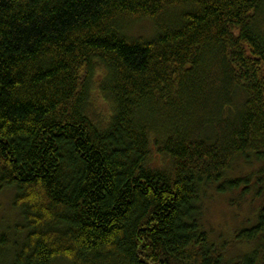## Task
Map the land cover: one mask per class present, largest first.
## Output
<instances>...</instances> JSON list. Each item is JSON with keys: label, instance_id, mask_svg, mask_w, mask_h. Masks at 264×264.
Returning <instances> with one entry per match:
<instances>
[{"label": "trees", "instance_id": "1", "mask_svg": "<svg viewBox=\"0 0 264 264\" xmlns=\"http://www.w3.org/2000/svg\"><path fill=\"white\" fill-rule=\"evenodd\" d=\"M238 159L261 165L227 177ZM6 187L0 264H264V0H0ZM209 187L261 202L235 259L200 224Z\"/></svg>", "mask_w": 264, "mask_h": 264}, {"label": "rangeland", "instance_id": "2", "mask_svg": "<svg viewBox=\"0 0 264 264\" xmlns=\"http://www.w3.org/2000/svg\"><path fill=\"white\" fill-rule=\"evenodd\" d=\"M156 28L153 22L147 18L138 19L129 24L126 36L130 40L150 39L155 36ZM101 75L97 74L96 81ZM92 107L99 116L105 117L110 111L109 104L100 96L97 82L92 89ZM246 164L242 159L235 161L227 172V177H242L254 172L260 167V163L252 161ZM15 189L6 187L0 190V235L15 234L16 225L23 224L19 209L13 205ZM259 200H254L252 195L243 199L240 191L222 194L213 187L207 188V192L201 197L200 224L208 233L212 242L223 248L228 259H235L251 250L252 246L237 242L236 234L249 228L256 222V213L260 206ZM60 264H69L66 260H60Z\"/></svg>", "mask_w": 264, "mask_h": 264}]
</instances>
